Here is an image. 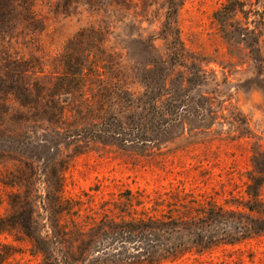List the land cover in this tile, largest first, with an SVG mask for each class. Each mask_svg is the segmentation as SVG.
Wrapping results in <instances>:
<instances>
[{
  "label": "rangeland",
  "instance_id": "obj_1",
  "mask_svg": "<svg viewBox=\"0 0 264 264\" xmlns=\"http://www.w3.org/2000/svg\"><path fill=\"white\" fill-rule=\"evenodd\" d=\"M163 4L0 0V220L22 226L0 233V264L65 251L142 264L154 244L113 229L141 214L180 226L203 200L232 213L223 236L244 239L160 264H264V214L243 207L264 160V0H183L173 33Z\"/></svg>",
  "mask_w": 264,
  "mask_h": 264
},
{
  "label": "trees",
  "instance_id": "obj_2",
  "mask_svg": "<svg viewBox=\"0 0 264 264\" xmlns=\"http://www.w3.org/2000/svg\"><path fill=\"white\" fill-rule=\"evenodd\" d=\"M183 0H164V8L166 9V20L163 22V27L166 31L173 33L176 31L177 27V14ZM234 2H228L223 8L216 13L217 17L224 15L221 19L222 25L224 27L228 25L230 20H233L234 16L238 12V8L234 5ZM259 166L255 161H252L253 174L248 177L249 185L246 187V195L251 197L252 205L243 206L249 212H254L258 214H264V210H261L256 203L260 195L261 189L264 186V160ZM57 208H59L63 213L68 211V208H64V203L61 200H57ZM258 207V208H257ZM182 215L188 217V220L174 225L164 223L159 219L154 217H149L148 215L141 214L138 218L133 219L132 223L129 225L124 224L123 227L113 229L118 236L125 240V242H132V244L145 246L148 243L154 244L150 246L153 251L149 250L142 257L144 260L141 261L142 264H160L162 261L171 260L174 261L183 257L185 254L195 252L197 254L213 250L222 245H233L239 240L231 239L230 236H223L221 231H218V227L222 224L229 223L233 218L232 213L223 211L221 208L208 202L200 201L197 206H190L187 208ZM14 222L1 221L0 220V233L9 232V229L17 226L22 227L19 220ZM23 228H20V231ZM255 231L257 233H264V227L256 226ZM59 232L58 238L56 237V243L61 245L62 242L66 240L63 236H66L65 229L58 228ZM174 235H182L184 240L177 238L178 243L169 242V239ZM226 237V238H223ZM82 240V239H81ZM168 241V243H167ZM83 247H85V242L82 241ZM143 249V248H140ZM156 249V250H154ZM143 252H146L144 249ZM81 252L85 253L86 248L81 249ZM84 257V254H83ZM86 258V256H85ZM58 264H68L70 261H76L77 264L86 263L85 260H79L70 256L68 252L63 253L62 260L57 258Z\"/></svg>",
  "mask_w": 264,
  "mask_h": 264
}]
</instances>
